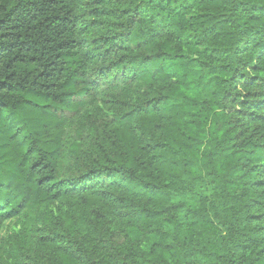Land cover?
<instances>
[{"label":"trees","instance_id":"obj_1","mask_svg":"<svg viewBox=\"0 0 264 264\" xmlns=\"http://www.w3.org/2000/svg\"><path fill=\"white\" fill-rule=\"evenodd\" d=\"M19 217L9 264H264V0H0Z\"/></svg>","mask_w":264,"mask_h":264},{"label":"rangeland","instance_id":"obj_2","mask_svg":"<svg viewBox=\"0 0 264 264\" xmlns=\"http://www.w3.org/2000/svg\"><path fill=\"white\" fill-rule=\"evenodd\" d=\"M104 103L101 99L98 100V108L101 110L94 112L93 115L87 120L86 117L79 119L74 118L72 121L67 122L66 132L73 136L76 135L75 139L81 140L82 145H85L87 140L94 134V130L98 131L100 129V121L105 116L103 115ZM92 123V124H91ZM97 127V128H96ZM23 218L10 219L5 223L1 233H0V264L10 263V248L11 242L18 234L22 224L24 223ZM26 261V260H25ZM46 260H41V264H46Z\"/></svg>","mask_w":264,"mask_h":264}]
</instances>
